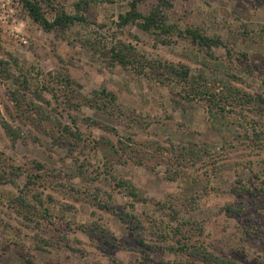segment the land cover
<instances>
[{
  "label": "rangeland",
  "instance_id": "rangeland-1",
  "mask_svg": "<svg viewBox=\"0 0 264 264\" xmlns=\"http://www.w3.org/2000/svg\"><path fill=\"white\" fill-rule=\"evenodd\" d=\"M40 1L82 20L0 0V264H264V0Z\"/></svg>",
  "mask_w": 264,
  "mask_h": 264
},
{
  "label": "trees",
  "instance_id": "trees-1",
  "mask_svg": "<svg viewBox=\"0 0 264 264\" xmlns=\"http://www.w3.org/2000/svg\"><path fill=\"white\" fill-rule=\"evenodd\" d=\"M21 3V5L26 9L28 15L36 22H38L41 27L47 31H50L53 28H64L69 23L77 20H82L81 17L76 15L67 14L64 11L57 12L52 20H49L45 15L41 7L40 0H17ZM143 0H131L129 4V10L126 11L125 14H120L119 19L120 25H126L128 23H136L142 30L150 31V30H158L165 33L173 32L174 27L165 23L164 16L162 14L161 3L163 0H159V3L153 7L148 13H141L137 9V4ZM193 40H198V44L201 43L204 46L211 47L219 45L220 42L216 39H212L209 37L202 36L199 33H195L193 36ZM122 52L121 50H115L112 48V58L115 61H118L121 64H126L128 61L126 60L125 51L127 48H132L129 44H123ZM169 71L176 72L174 70V66H170L167 68ZM181 74H184V77L187 75V72L183 71ZM5 125V124H4ZM221 264L228 263L224 260L218 261Z\"/></svg>",
  "mask_w": 264,
  "mask_h": 264
}]
</instances>
